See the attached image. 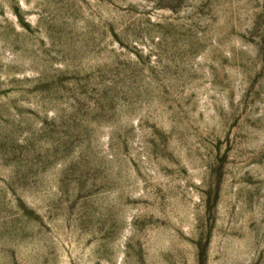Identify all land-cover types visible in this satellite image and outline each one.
Returning <instances> with one entry per match:
<instances>
[{
  "label": "rangeland",
  "instance_id": "rangeland-1",
  "mask_svg": "<svg viewBox=\"0 0 264 264\" xmlns=\"http://www.w3.org/2000/svg\"><path fill=\"white\" fill-rule=\"evenodd\" d=\"M0 264H264V0H0Z\"/></svg>",
  "mask_w": 264,
  "mask_h": 264
}]
</instances>
